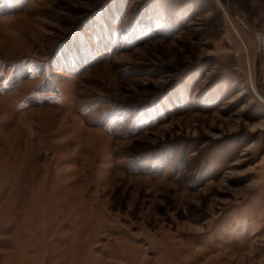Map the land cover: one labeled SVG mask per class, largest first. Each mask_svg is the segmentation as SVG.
Returning a JSON list of instances; mask_svg holds the SVG:
<instances>
[{"label": "rangeland", "instance_id": "374dc122", "mask_svg": "<svg viewBox=\"0 0 264 264\" xmlns=\"http://www.w3.org/2000/svg\"><path fill=\"white\" fill-rule=\"evenodd\" d=\"M0 264H264V0H0Z\"/></svg>", "mask_w": 264, "mask_h": 264}]
</instances>
